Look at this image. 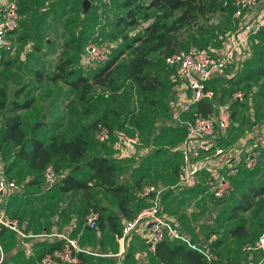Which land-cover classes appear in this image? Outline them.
Wrapping results in <instances>:
<instances>
[{"label": "rangeland", "instance_id": "374dc122", "mask_svg": "<svg viewBox=\"0 0 264 264\" xmlns=\"http://www.w3.org/2000/svg\"><path fill=\"white\" fill-rule=\"evenodd\" d=\"M29 1L35 6H39L41 2L38 0ZM46 1L50 3L55 0ZM116 1L77 0V3H70L65 6L67 10L65 15L45 16L44 22L41 20L38 27H36V16L32 14L28 17L21 16L14 35V48L0 58V89H11L26 84L25 89L29 90L30 95L35 98V102L30 109L21 111L23 128L27 130L37 120L47 122L48 124L40 129L42 131L41 138L46 142L52 134L70 139L82 129L87 128L94 120L102 117L113 123L115 127L121 126L130 134H138L140 144L137 146L136 153L130 157L120 158L119 151H108L110 155L122 163L117 181L132 186L139 177L144 176L149 183L165 186L166 191H168L167 193L165 191L162 196V204L167 212L173 213L178 218L179 225L193 236L204 237L208 234H214L222 240L220 252L222 257L227 260L224 264H228V260L230 261L229 264L232 262V264H241L246 261L242 258L244 254L241 253V247L253 241L258 234L264 231V195L253 196L254 199L250 209L246 211L240 208L236 209L237 216L243 218L248 230L247 237L238 239L228 232V228L236 223V220L228 217L233 212L232 208L239 203L244 191L239 189L233 195L230 196L229 194L222 200H217L211 194L205 192L203 186L170 189L171 185L176 182L174 169L178 166L180 159L175 152V148L181 138L182 131L176 130L178 126L175 125L179 124L172 121L171 111L169 114V104L172 96L170 87L176 75L175 69L167 64L165 65L162 55L158 52L151 53L149 59L152 64L146 69L147 74L159 78L163 83L162 89L146 96L142 95L138 87L127 78L126 68L130 60L128 52H125L116 63L114 84L117 88L115 91L105 89L104 94L98 95L94 101L88 99V96L85 100H81L79 92L68 87L62 79L52 81L45 77L38 80L35 75L34 69L36 68H45V72L51 73L56 70V64L63 59L65 60L68 57L75 59V51L68 45L66 46L65 42L73 36L71 32L78 33L81 17L87 12H95L98 16L96 23H92L94 25L91 27L95 35L102 38V43L98 45L107 47L108 59L122 49V40L118 38L111 41L108 38V33L105 34L106 29L101 27L105 20L102 16L104 11L110 12L115 7ZM74 9L77 12L81 11V16L71 11ZM57 19L61 23L57 30L58 34L54 33L53 35L50 31L51 23ZM170 20L168 19V21ZM238 21V18L230 16L228 11L222 10L205 16L201 20H197L195 27L184 32L182 39L185 45L182 48L202 46L197 42L207 40V34L210 32L209 26L216 25L221 30V32L218 31L220 32L218 37L221 40L220 45L216 42H210L209 44H213L216 49H219V54L222 55L225 53L223 51L231 46L233 36L243 28L240 21ZM26 22L29 24H26ZM144 25V23H141L137 27L128 28L125 34L132 36L137 32H141ZM31 28L36 32H43L38 42L40 51L37 53H33L32 49L35 42H32L27 35ZM22 36L23 38L19 40ZM45 40L49 42L47 43ZM260 52L261 59H264V49ZM82 54L85 56V49ZM235 55L233 53L227 62V66L215 74L217 76L214 80V87L217 90H220L226 84L228 85L227 81L235 76L242 60V58L239 59ZM80 62L84 72L89 74H92L91 72L98 64L88 63L87 61L83 64L81 60ZM243 89L247 91H238L245 92L246 97L244 95V100L235 106V118L231 124L233 125L235 122L238 126H235V124L232 128L230 126L231 129L229 128L226 133L231 139L230 143H228L229 141L226 143L227 146H232L231 142H235L234 145H236L238 141L245 139L255 127L264 124V77L251 81L250 85H244ZM220 103L226 105L225 102ZM85 108L88 109V112H84ZM86 135L89 142L98 141L95 132L87 130ZM13 150L14 147L12 146L1 147V153L6 164ZM88 151L89 154H93L100 151V149L96 145L90 147ZM18 166L21 167V174L17 178L20 182H18L19 185L23 186H21L23 192L20 193L18 198L20 202L17 203L15 208L23 215L24 219L31 222L32 228H35L34 226H37V224H40L41 227H49L53 222L56 223L54 216L59 218L62 217L61 214H63L62 218L66 219L65 217H67L66 221H68L77 211L82 212L90 199L95 201L96 198H100L104 204L108 205L107 207L115 205L114 200L110 197L111 195L105 194L97 187L90 189L91 198L89 199L80 191L63 195L58 193L55 184L63 175L74 168L73 164L61 161L56 183L48 189L27 186L26 182L32 175L22 164H18L14 167V170ZM79 166L80 164L77 165V167ZM259 170V173H256L254 178L251 179L255 187H258L264 180V168L261 167ZM246 180L245 183H248L249 179ZM135 206L137 212L141 203ZM106 214L108 213L106 212ZM257 255L261 256V254L256 253L253 258ZM19 264H23L22 261H19ZM149 264H154V262L150 259Z\"/></svg>", "mask_w": 264, "mask_h": 264}, {"label": "trees", "instance_id": "16d2710c", "mask_svg": "<svg viewBox=\"0 0 264 264\" xmlns=\"http://www.w3.org/2000/svg\"><path fill=\"white\" fill-rule=\"evenodd\" d=\"M38 1L42 2H40L39 6L31 4L29 0H20L19 2L20 16L28 17L30 14L36 16V27L40 26L41 20L44 22L45 16L65 15L67 13L65 6L70 3H77V0H55L50 3L46 0ZM223 1L224 0H117L115 2V7H113L110 12L104 11V15L102 16H104L105 20L101 27L106 29L105 34L106 32L108 33V38L111 41H115L118 38L122 40V49L118 50V52L106 62L98 63L91 72L92 74L84 72L80 60L84 64L85 56H83L82 52L85 46L89 43H102V38L95 35L91 27L94 25L92 23H96L95 21L98 16L95 12H87L81 17L82 20L78 27V33L75 34L71 32L73 36L70 40L65 42L66 46L68 45V47L75 51V59L72 57H68L65 60L63 59L56 64V70L51 73L45 72V68H36L34 69L35 75L38 80H42L45 77L52 81L62 79L68 87L79 92V98L81 100H85L88 96V99L94 101L98 95L104 94L105 89L115 91L117 88L114 84L116 63L125 52H128V54H130V60L126 68L127 78L138 87L142 95L146 96L147 94L155 93L162 89L163 83L157 76H151L146 73L147 67L152 64L149 55L153 52H158L162 55L163 62L166 65L165 56L181 49H188L189 47L182 48L185 45L182 36L184 32L197 25V20H201L203 17L219 10L228 11L230 16H232L233 7H223ZM48 3L50 4L49 6ZM71 11L81 16V11L77 12L76 9ZM168 19L171 20L168 21ZM60 23L61 21L58 19L52 21L50 31L53 35L57 33ZM141 23L145 24L141 32H137L132 36L125 34L128 28L137 27L141 25ZM26 24L29 23L26 22ZM209 28L210 32L207 34L208 39L197 42L202 45L198 48L209 50L208 47L213 46V44H209L210 42H216L220 45L221 40L218 39V37L221 30H219L216 25H211ZM263 29L264 28L260 29L256 34L249 36L246 48H241L234 52V54H238L237 52L245 50L247 52L249 51L250 54L241 61L235 76L227 81L228 85L222 86L220 90L211 86L217 94L212 101L203 100L193 106V110L196 111L197 114L201 116L212 115L215 112V102H225L224 104L231 110L233 122L235 118V106L240 103V101L233 99V94L237 90H244V85L249 86L251 81L259 77H264V59H261L262 55H259V53H261L260 51L264 49ZM42 34L43 32H36L33 28H31L27 34L28 37L31 38V41L35 42L32 47L33 53L40 51L38 42ZM22 38L23 36L19 38V40ZM45 41L47 43L49 42L48 40ZM50 41L52 42V40ZM252 42H254V44H252ZM9 52L8 50H0V58L4 57V55ZM218 72L220 71L214 74ZM216 76L214 75V80ZM25 85L26 84H23L11 89H0V151L3 146L14 147V150L9 155L7 164L4 162L5 159L3 160L6 176L18 179L17 177L21 174V167L18 166L16 170H14V167L18 164H22L27 168L29 174L32 175L26 182L27 186L43 189V173L45 168L49 164H52L58 173L60 162L65 161L73 164L74 168L63 175L55 184L58 193L63 195L69 192L80 191L89 199L91 198L90 189L93 187H100L115 198L122 216L127 217V220L133 218L135 214L131 207V201L135 199V190L149 182L145 180L144 176L139 177L132 186L117 181V175L122 168V163L108 152L114 149L115 138L112 136L105 142H89L86 135L87 130L94 133L99 124L106 125L111 131L115 129L124 130V128L121 126L115 127L113 123L102 117L101 119L94 120L87 128L82 129L70 139L52 134L49 136L48 142H46L41 138L40 134L42 131L40 129L44 128L45 125L48 124L47 122L37 120L33 122L27 130L23 128V115L21 111L30 109L35 102V98L30 95L29 90L25 89ZM176 85L177 75H175L172 80L170 87L172 96L169 104V114L171 111L170 115L174 122H176L174 118L175 112L174 110L172 111L171 104L176 99L175 94L172 92L173 87ZM244 91L246 92L247 90L245 89ZM84 112H88V109L85 108ZM190 115V113H187L184 117L188 118ZM234 124L238 126L235 122ZM233 125H231V128ZM175 126H178L176 127L177 131H182L181 138L178 142L179 144L186 134V129L180 124ZM228 130L225 133H221L216 129V133L220 136L219 143ZM125 131L128 133L127 130ZM96 145L99 146L100 151L89 154V148ZM221 145H223L222 142ZM175 152L180 159L178 151L176 150ZM1 158L4 157L1 155ZM78 164H80L81 167H77ZM261 167L264 168V151L261 153L259 163L256 167L251 170L243 169L238 175L230 178L234 188L230 196L233 195L236 190L241 189V191H244L239 203L232 208L233 212L229 214L228 217L236 220V223L228 228V232L231 236L238 239L247 237L248 230L243 218L237 216L236 209L240 208L246 211L252 206L253 196L264 195V180L258 187H255L251 181L255 174L259 173ZM177 168L178 166L174 169L176 179ZM246 179H249L248 183H245L247 181ZM17 182L19 181L17 180ZM195 187H200V184L192 188ZM19 196L20 193L11 196L8 202V208L10 216L21 221L23 216L18 214L17 210H14L12 213L10 212V205L14 207L16 203L20 202L18 199ZM138 201L141 202V206L144 205V202L141 200ZM90 210L99 214L97 221V228H99V230L108 227L110 232L120 234L122 227L119 230L116 223L118 219L117 215L110 213L106 214V208L104 206L90 199L87 201V205L83 208L82 212L78 211L83 221ZM24 229L28 231L27 228ZM5 232L8 231L5 229L1 230L2 235ZM260 234H258V236ZM68 235L71 236L70 234ZM209 235L211 234L205 235L204 237ZM257 237L249 243H254ZM60 245L61 240H55L49 243L46 249L47 251H52ZM221 245L222 240L216 238L213 246L220 256L222 255L218 247H221ZM240 250L241 253L244 254L242 255L244 257L260 252H245L242 250V247ZM260 254H262V252H260ZM150 255H152L159 264H206L201 255L196 251L189 249L182 243L169 240H163L157 243L154 252L150 253ZM229 262L228 260V264Z\"/></svg>", "mask_w": 264, "mask_h": 264}, {"label": "built area", "instance_id": "2783aa9c", "mask_svg": "<svg viewBox=\"0 0 264 264\" xmlns=\"http://www.w3.org/2000/svg\"><path fill=\"white\" fill-rule=\"evenodd\" d=\"M20 0H0V50L11 51L14 48V35L19 26ZM259 0H224L222 6L233 7L232 16L242 18L247 22L243 29L236 33L231 46L224 54H213L203 48L190 47L178 50L165 56V62L175 69L177 85L175 86L176 100L171 104L177 123L183 125L186 134L177 145L180 155L177 168V181L170 189L192 188L197 184L203 186L216 199H223L233 191L231 177L238 175L241 170H251L259 163L264 151V124L255 127L245 139L229 147L219 143L220 136L216 129L225 133L231 126V110L227 105L215 102V112L212 115L201 116L193 110L200 101H212L217 94L210 85V79L217 71L227 66L233 53L246 48L249 36L264 28V8L257 10ZM217 23V22H215ZM85 61L88 63H104L108 60V49L105 45L87 44ZM188 91L189 95L186 94ZM233 99L244 100V93L236 91ZM190 113V117H184ZM113 136L114 149L119 151V157H130L136 153L140 144L138 134H128L123 129L111 131L106 125L99 124L95 137L99 142H105ZM4 162L0 156V232L5 229L12 232L18 239L22 249L31 250V239L40 241L61 240V245L52 251H45L38 259V264H86L84 256L114 257L122 254L124 244L134 231L140 230L147 245L148 252L153 253L156 244L163 241H175L184 244L189 249L201 255L206 264L224 263L213 244L216 236H193L185 231L178 223L177 217L167 212L162 204V196L166 187L162 184L147 183L135 190V199L144 202L135 216L127 220L117 236L119 242L118 254L102 253L79 245L78 240L58 231L32 233L26 231L17 218L10 216L8 202L11 196L22 192V187L16 179L5 174ZM57 180V170L49 164L43 173V187H52ZM168 191V190H167ZM99 214L93 210L84 217V226L89 229L97 227ZM0 238V253L1 250ZM245 252L260 251L262 258L255 264H264V232L254 243L242 247ZM241 264H253L252 262Z\"/></svg>", "mask_w": 264, "mask_h": 264}, {"label": "crops", "instance_id": "0c3cea01", "mask_svg": "<svg viewBox=\"0 0 264 264\" xmlns=\"http://www.w3.org/2000/svg\"><path fill=\"white\" fill-rule=\"evenodd\" d=\"M263 8H264V0H259V5L257 6V10H261ZM238 19L240 21V24L244 27V24L247 22L246 16H243L242 18H238ZM208 49L213 54L219 53V49H216L213 46L208 47ZM237 53L238 54H236L235 56L238 57L239 59L242 58V60L244 59V57H247L250 54L249 51L247 52L245 50H242L241 52H237ZM214 75L211 77V80H210V85L212 87H214V83H215ZM174 88L175 87H173L172 92L175 94ZM186 94L189 95L188 91L186 92ZM230 140H231L230 136L228 137L227 134H225L221 142L223 146L229 147L227 146L226 143L228 141H229L228 143H230ZM231 143L234 145L235 142L234 143L231 142ZM1 155L2 153L0 151V156ZM2 160H4V158H2ZM175 183L172 185H175ZM97 188L100 189L105 194H109L105 192L104 189L100 187H97ZM22 192H23V189H22ZM110 197L115 202L114 203L115 205L113 206L110 205L109 207H107L108 205L104 204V202L100 200V198L98 199L96 198L94 202L98 203L101 206H104L108 214L110 213V214L118 216L116 223L120 230L122 225L127 221V217L122 216L120 214L121 211L119 210L117 206L115 198L113 196H110ZM138 203H141V202H139L136 199L131 201V207L134 211V214H136L135 205H137ZM15 207L16 206L13 207L12 205H10L11 213L14 210L18 211V209ZM18 214L22 215L19 211H18ZM60 216L63 217V214H61ZM62 217L58 218V216H54V221L56 223L52 221L53 223L49 227L47 226L41 227L40 224H37V226H34L35 228H32L31 227L32 225H30L31 222L27 219H24V217L19 222L24 228H27V230L32 233L49 232V231L55 230V231H58L60 233H64L67 235L70 234L72 237L78 240L79 245L82 247L89 248L91 250L99 251L102 253H110V254L117 253L118 254L120 246L117 240V236L119 234L110 232L108 227L102 230L101 229L99 230V228L97 227L95 229L86 228L84 226L83 218L81 219L78 211L68 221H66L67 217H65L66 219H63ZM0 238H1V248H2L1 249L2 253H0V264H6V263L19 264V261H22L23 264H38L39 257L43 254V252L47 251L46 247L49 243H51L49 240L40 241L38 239H31L30 240L31 250L28 252L25 249L21 248V246L18 243L17 237L12 232L8 231V232H5L3 235L0 232ZM218 250H220V247H218ZM256 253L260 255V252H256ZM256 253H253L252 255H248V256L246 255L245 257L243 256L242 258L246 259V261L242 263L252 262L253 264H255L259 262L260 259L262 258L261 257L262 254L261 256L257 255L256 257L253 258V255H256ZM150 259L154 262V264H159L158 261L155 258H153L152 255H150V252H148V248L144 241L143 234L140 232V230L134 231L132 233L128 241H126V243L124 244V251L120 255H117L114 257L84 256V260L86 264H149ZM222 259L224 260L223 261L224 263L227 262L225 257H222ZM128 260H130V262H128Z\"/></svg>", "mask_w": 264, "mask_h": 264}]
</instances>
